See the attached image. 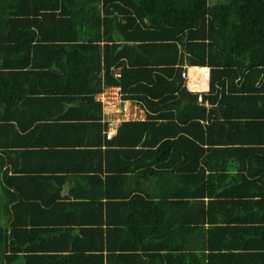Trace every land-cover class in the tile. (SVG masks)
<instances>
[{"label":"trees","instance_id":"trees-1","mask_svg":"<svg viewBox=\"0 0 264 264\" xmlns=\"http://www.w3.org/2000/svg\"><path fill=\"white\" fill-rule=\"evenodd\" d=\"M184 66L201 67L193 91L209 68L207 93ZM111 87L145 119L108 141L95 96ZM55 124L68 159L105 175L106 200L70 204L77 235L66 208L56 232L29 218L41 199L8 161L31 146L21 132ZM263 231L264 0H0V264L40 262L29 242L62 232L75 248L44 264H264Z\"/></svg>","mask_w":264,"mask_h":264},{"label":"crops","instance_id":"crops-1","mask_svg":"<svg viewBox=\"0 0 264 264\" xmlns=\"http://www.w3.org/2000/svg\"><path fill=\"white\" fill-rule=\"evenodd\" d=\"M32 60L34 62V65H41L42 62L44 61L39 57H36V59L31 58V61ZM187 68L190 69L194 67H187ZM203 68H205L207 70V73H209V68L207 67H203ZM44 69L35 67V71L36 72L39 71L40 74L44 72ZM35 87L36 88L33 87L31 89L33 90L38 89L37 86ZM99 94H96L95 99ZM205 106L210 107L207 104H205ZM65 108L68 107L65 106ZM62 121L63 122H61L60 124L66 123L65 120ZM60 124L59 125L55 124L53 127L50 128L45 127L34 133H27L28 130L24 133L21 132V134L24 137L17 139L15 142L23 144L24 142L29 141L31 146L24 147V145H21V146L11 147L9 152L10 154L8 155V161L10 160V162L12 163V165L10 166L11 169L12 168L15 169V167H17L23 170L24 173L20 175H23L25 177L24 182L29 184L26 187V191L33 193L38 192L37 198L41 199L35 205L38 206V210H36L34 206H31L32 207L30 210L31 217L29 218L32 220L36 219L37 221H43L49 224L56 223L55 224V227H57L55 230L56 232L59 230L58 226L63 224V221H65V219L64 218L58 219V217L55 219L54 216L56 215H53V212L57 213L58 215L59 214L61 215L63 212V210L61 209L66 208V211H68L70 214L74 213V215L72 216V218H70V220L68 221L66 220L67 222L65 223V226L68 227L67 229H73L75 235H77L79 234V231L77 230V228H75L76 226L75 223L73 222L75 220L80 219L79 211L78 209H74L72 213V211H70V207H71L70 204L75 201V203H80V202L82 204L87 203L88 206L90 205L89 203H98V202L101 203L104 200H106L107 192L104 190H100L98 188L99 184H101L98 178L103 180L105 175L101 174L96 170L81 171L83 170V168L84 170L90 169L85 165L86 163L84 165L80 164V161L85 158L87 159V162L89 161L86 155H79L78 152H75V156L72 159H68L70 153L65 152L64 133H63V128L60 126ZM101 149H104V146H101ZM125 151H130V150H125ZM12 153H16V154L11 156ZM64 156L65 159H62V157ZM122 159L126 160V162H129V160H133L134 158L123 157ZM117 173H121V172L118 171ZM11 175H13V172H11ZM128 176L131 175L129 174ZM124 188H128V187H124ZM113 192L117 193L116 189H113ZM158 192H159L158 189L155 187L150 192V194H152L154 198L155 196H157ZM2 193L1 195L4 196L5 194L3 193L4 194L3 195ZM7 198L8 200H11L12 197L9 196ZM50 200L52 201L51 202L52 204L57 205V208H52L51 210L48 211L51 205H48L47 203ZM12 203L15 204L16 200H14ZM85 206L86 205H84L83 207ZM90 208L92 207L91 206L87 207L88 210ZM64 214L65 213H63L61 216H64ZM84 220L89 221V217L85 218ZM57 223H59L58 226ZM71 224L74 225L70 226ZM48 227H52L51 231L55 229V227L53 228V226H48ZM204 227L206 229L208 228L207 223L204 224ZM262 233H257L259 240H261V238L264 237V231ZM47 236H48L47 234L41 236L38 234V236L35 239L29 242L31 247L37 248V251L28 250V252H26L28 254L30 253V255L41 256L42 257L41 261L38 263H34L33 261H30L31 259H29L25 262V264L26 263L44 264V257L46 256L48 257L51 253H58V252H53V251H58L54 249V247L66 246L65 241L67 240H71L73 244V248H75V241L73 237H70L69 233L66 232L59 233L58 237L60 238L61 241H59L57 244H54L53 241H51V238L47 239L46 241L45 239L47 238ZM233 239L234 238H232V240ZM67 245H69V243ZM247 251L249 250H245L244 253L248 254ZM20 255L21 254H19V256ZM205 262L208 263L207 259L205 260ZM46 264H49V262Z\"/></svg>","mask_w":264,"mask_h":264},{"label":"built area","instance_id":"built-area-1","mask_svg":"<svg viewBox=\"0 0 264 264\" xmlns=\"http://www.w3.org/2000/svg\"><path fill=\"white\" fill-rule=\"evenodd\" d=\"M181 77L185 80L184 85L190 90L189 70L182 71ZM208 86L204 91H197L199 93H207ZM103 107V123L106 125L104 131L105 139L110 141L116 134L120 123L125 121H142L145 119L144 111L134 103L123 101L120 97L119 88L111 87L104 89L98 96ZM105 108H112V111H106Z\"/></svg>","mask_w":264,"mask_h":264},{"label":"rangeland","instance_id":"rangeland-1","mask_svg":"<svg viewBox=\"0 0 264 264\" xmlns=\"http://www.w3.org/2000/svg\"><path fill=\"white\" fill-rule=\"evenodd\" d=\"M207 3L209 4V5H213V4H216V0H207ZM195 70H200V69H195ZM194 73V71H192V73H191V75H190V82H196L198 79H194V77L192 76V74ZM199 79H201V78H199ZM183 82H185V80L183 81ZM187 91H189V92H191V93H198V94H201V93H199V92H197V91H193L192 89H190V90H188L187 89ZM199 101H200V98L198 99ZM105 110L106 111H112V108H105Z\"/></svg>","mask_w":264,"mask_h":264},{"label":"clouds","instance_id":"clouds-1","mask_svg":"<svg viewBox=\"0 0 264 264\" xmlns=\"http://www.w3.org/2000/svg\"><path fill=\"white\" fill-rule=\"evenodd\" d=\"M188 67V66H187ZM186 66H184L183 67V71H186V70H189L188 68H187ZM194 68H201V67H194ZM208 74V78H207V86H208V84H209V73H207ZM184 83V82H183ZM186 87V86H185ZM116 88V87H115ZM187 89V88H186ZM208 89H209V87H208ZM204 93H206V92H204ZM123 101H126V100H123ZM130 102V101H129Z\"/></svg>","mask_w":264,"mask_h":264}]
</instances>
